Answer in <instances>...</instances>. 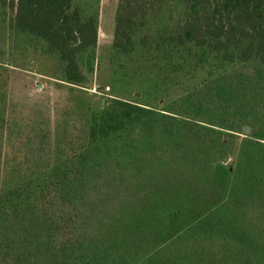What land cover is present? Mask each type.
I'll return each instance as SVG.
<instances>
[{"label": "trees", "instance_id": "1", "mask_svg": "<svg viewBox=\"0 0 264 264\" xmlns=\"http://www.w3.org/2000/svg\"><path fill=\"white\" fill-rule=\"evenodd\" d=\"M100 4L0 0V27L11 11L14 46L43 43L63 80L83 86L95 72ZM112 48L111 61L140 48L170 64L191 51L203 59L234 51L249 73L215 77L197 100L186 95L162 112L122 100L100 117L82 109L73 148L57 140L18 167L6 160L0 109V264H264V200L258 218L246 210L227 228L200 218L206 199L234 190L238 176L253 175L264 195V173H253L260 158L264 170V0H119ZM244 128L251 138L228 168L214 153L228 144L214 135ZM172 144L184 145L190 171L169 175L177 151L162 156L159 147ZM196 145L206 155H196ZM154 163L167 170L166 182L151 175ZM130 181L141 185L131 189Z\"/></svg>", "mask_w": 264, "mask_h": 264}, {"label": "rangeland", "instance_id": "2", "mask_svg": "<svg viewBox=\"0 0 264 264\" xmlns=\"http://www.w3.org/2000/svg\"><path fill=\"white\" fill-rule=\"evenodd\" d=\"M118 2L101 0L95 72L83 86L63 80L57 56L44 53L43 43L37 40L29 43L26 38L20 47L14 46L13 33L9 29L13 13L6 12V26L0 27V109L5 110L8 121L5 156L10 164H18V167L24 160L35 161L52 152L57 140L61 149L73 148L79 142L80 129L84 125L80 122L82 109H90L92 114L100 117L107 109H112L116 100H122L162 112L186 95L197 100V91L208 87L215 77L228 75L234 78L238 73H249L234 51L229 59H203L200 52L191 51L176 57L174 64H170L169 56L155 60L153 54L138 48L130 57L111 61ZM249 131L217 132L214 137L218 143L223 139L228 144L222 148L223 152L214 150L218 162L233 169L242 142L251 138ZM182 148L184 145L176 148L174 144L159 147L162 156L167 153L166 149H171L169 152L173 151V154L177 151L174 162L167 164L173 170L169 175L190 171L183 164L186 155ZM194 149L196 155H206L202 145H196ZM258 168L260 170H253V173L263 174L261 158ZM151 169L154 171L151 175L159 180L167 176V170L159 169L155 163ZM236 180L238 184L234 190L206 199L211 203L200 215L202 222L227 228L229 219H242L246 210L256 213L258 218L264 195L255 188L254 176L247 180L238 176ZM231 182L232 174L228 186ZM139 185L134 181L128 184L131 189ZM195 188H201L198 179ZM179 200L184 197L180 196Z\"/></svg>", "mask_w": 264, "mask_h": 264}, {"label": "water", "instance_id": "3", "mask_svg": "<svg viewBox=\"0 0 264 264\" xmlns=\"http://www.w3.org/2000/svg\"><path fill=\"white\" fill-rule=\"evenodd\" d=\"M245 130H246V131H249V129H248V128H246Z\"/></svg>", "mask_w": 264, "mask_h": 264}]
</instances>
